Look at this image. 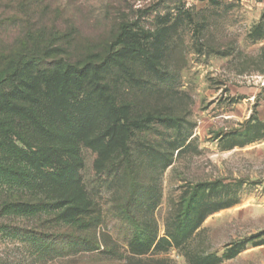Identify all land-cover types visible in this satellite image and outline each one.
Listing matches in <instances>:
<instances>
[{"label":"rangeland","instance_id":"374dc122","mask_svg":"<svg viewBox=\"0 0 264 264\" xmlns=\"http://www.w3.org/2000/svg\"><path fill=\"white\" fill-rule=\"evenodd\" d=\"M122 23L155 34L152 52L161 72L126 62L139 81L120 87L125 101L142 113L179 118L180 128L154 120L139 135L145 146L158 142L152 151L130 143L138 162L134 193L126 178V187L119 184L123 169L95 176V155L84 150L82 175L105 251L102 245L69 253L58 242L54 251L38 255L0 235V264H211L205 258L221 256L226 245L264 232V0H0V56L26 50L28 33L39 38V48L63 50L71 61L100 55ZM56 34L59 40H53ZM183 141L185 149L169 160V142ZM209 183L205 201L219 203L186 243H163L158 252L143 254L128 245L130 217L120 211L128 196L157 240L168 239L185 194ZM55 227L65 242L71 237L67 227ZM215 264H264V244Z\"/></svg>","mask_w":264,"mask_h":264},{"label":"trees","instance_id":"16d2710c","mask_svg":"<svg viewBox=\"0 0 264 264\" xmlns=\"http://www.w3.org/2000/svg\"><path fill=\"white\" fill-rule=\"evenodd\" d=\"M60 38L56 34L53 40ZM24 40L29 43L28 48L22 47L26 50L0 56V235L26 243L38 255L54 251L58 242L69 253L94 252L102 245L105 251V240H98L94 232L100 217L82 175L83 152L95 155L92 167L100 179L115 167L119 172L123 169L119 184L126 187V178L134 193L138 162L131 159L130 143L152 151L158 142L145 146L139 135L154 120L164 127L180 128L179 118L140 112L136 103L125 101L121 89L139 81L126 62L134 61L154 75L161 73L152 52L157 39L151 31L122 23L100 55L88 54L76 61L67 59L63 50L39 48L37 36L28 33ZM119 88L118 97L114 93ZM184 143L169 142V160L185 149ZM209 187L213 185L199 184L185 194L178 222L167 231L168 239L157 240L155 229L139 219L135 198L128 196L120 210L130 217L133 230L128 245L143 254L151 249L158 252L163 243L167 247L186 243L219 203L205 201ZM55 225L71 231L66 242ZM263 236L264 232L232 242L221 256L205 261L230 260L248 245L264 244V240L256 241Z\"/></svg>","mask_w":264,"mask_h":264}]
</instances>
